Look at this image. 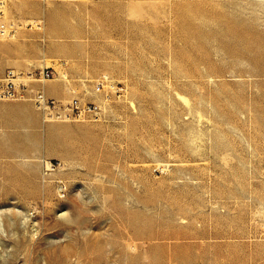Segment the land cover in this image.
I'll list each match as a JSON object with an SVG mask.
<instances>
[{
	"label": "rangeland",
	"instance_id": "rangeland-1",
	"mask_svg": "<svg viewBox=\"0 0 264 264\" xmlns=\"http://www.w3.org/2000/svg\"><path fill=\"white\" fill-rule=\"evenodd\" d=\"M116 3L108 71L43 65L103 114L48 123L0 180V264H264V0ZM102 75L120 97L91 94Z\"/></svg>",
	"mask_w": 264,
	"mask_h": 264
},
{
	"label": "crops",
	"instance_id": "crops-1",
	"mask_svg": "<svg viewBox=\"0 0 264 264\" xmlns=\"http://www.w3.org/2000/svg\"><path fill=\"white\" fill-rule=\"evenodd\" d=\"M80 1L9 0L7 8L12 22L22 25L29 20L42 21L44 30L29 32L20 28L13 39L0 40V77L9 69L29 71L57 59L69 63L72 76L97 77L108 71L112 58L106 53L105 38L114 33L97 29L94 22L97 15L111 16L118 3ZM86 20L93 22L94 31L82 28ZM86 37L99 40L85 43ZM42 89L52 99L65 101L71 97L70 85L61 81H49ZM51 127L43 123L31 102L0 101V180L24 173L22 162L41 154L45 132Z\"/></svg>",
	"mask_w": 264,
	"mask_h": 264
},
{
	"label": "built area",
	"instance_id": "built-area-1",
	"mask_svg": "<svg viewBox=\"0 0 264 264\" xmlns=\"http://www.w3.org/2000/svg\"><path fill=\"white\" fill-rule=\"evenodd\" d=\"M45 1V0H43ZM9 0H0V39L8 40L15 37L20 25L12 22L7 15ZM40 28V25H36ZM56 72L49 67H39L31 71L9 69L0 78V101H29L41 114L43 123H67L75 121H99L102 109L92 103L82 102L79 98L70 101H59L48 97L42 89L47 82L52 81ZM38 85L39 87H35ZM106 92L121 96L124 88L108 75H102L93 85L91 94L104 95ZM47 172L53 171L54 166L46 167ZM59 190V195L61 196ZM65 194H63V197Z\"/></svg>",
	"mask_w": 264,
	"mask_h": 264
},
{
	"label": "bare ground",
	"instance_id": "bare-ground-1",
	"mask_svg": "<svg viewBox=\"0 0 264 264\" xmlns=\"http://www.w3.org/2000/svg\"><path fill=\"white\" fill-rule=\"evenodd\" d=\"M48 64V63H47ZM52 64V63H51ZM64 79V78H63ZM180 99L185 103L186 105L189 104V101L186 97L180 96ZM109 102V101H108ZM103 104V103H102ZM50 164V163H49ZM1 224V223H0ZM0 228H2V225H0Z\"/></svg>",
	"mask_w": 264,
	"mask_h": 264
}]
</instances>
